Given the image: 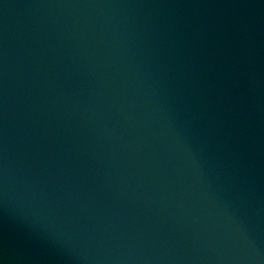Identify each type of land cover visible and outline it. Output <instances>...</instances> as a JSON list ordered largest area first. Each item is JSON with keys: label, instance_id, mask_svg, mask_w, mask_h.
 <instances>
[{"label": "water", "instance_id": "95a60500", "mask_svg": "<svg viewBox=\"0 0 264 264\" xmlns=\"http://www.w3.org/2000/svg\"><path fill=\"white\" fill-rule=\"evenodd\" d=\"M0 264H264V0H0Z\"/></svg>", "mask_w": 264, "mask_h": 264}]
</instances>
